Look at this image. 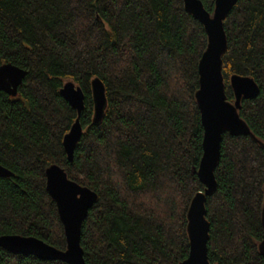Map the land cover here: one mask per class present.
I'll use <instances>...</instances> for the list:
<instances>
[{
  "label": "trees",
  "instance_id": "1",
  "mask_svg": "<svg viewBox=\"0 0 264 264\" xmlns=\"http://www.w3.org/2000/svg\"><path fill=\"white\" fill-rule=\"evenodd\" d=\"M213 14L215 0H201ZM223 55L231 76H251L260 92L240 116L264 142V0H238L227 15ZM205 26L184 0H0V65L27 70L16 96L0 91V236H34L58 249L67 240L46 170L63 167L98 195L82 225L86 264H179L190 252L187 213L205 185L198 176L204 126L196 99ZM107 105L95 124L92 80ZM84 91V132L73 161L64 137L78 111L61 94ZM207 197L212 264H264V147L223 134ZM0 264H68L0 247Z\"/></svg>",
  "mask_w": 264,
  "mask_h": 264
},
{
  "label": "water",
  "instance_id": "2",
  "mask_svg": "<svg viewBox=\"0 0 264 264\" xmlns=\"http://www.w3.org/2000/svg\"><path fill=\"white\" fill-rule=\"evenodd\" d=\"M238 0H215L213 14L201 0H184L185 8L204 26L208 35V45L199 61V89L196 99L200 108L204 126L203 157L198 176L205 190L198 191L190 203L187 213V232L190 252L179 264H212L208 254L210 222L207 218V197L217 189L215 175L220 160L223 134L250 135L261 146L264 142L257 138L244 118L240 116L242 99L256 97L260 88L251 76L233 74L230 82L235 100H228L223 76V55L228 48V38L224 21ZM27 70L11 63L0 65V91L12 96L18 93ZM94 98V123L101 122L107 105L104 82L95 77L92 80ZM63 97L78 111V117L70 131L64 137V148L68 159L73 161L75 148L84 132L80 123V114L84 109V91L74 81H67L61 89ZM13 172L0 164V176H12ZM47 189L56 202L61 221L64 225L67 247L58 249L34 236L6 234L0 236V247L25 255H35L45 260H62L68 264H86L84 249L81 245L82 225L90 208L96 203L98 195L91 188L69 178L67 171L58 164L50 165L46 170ZM264 228V205L262 209ZM264 256L263 240L259 244Z\"/></svg>",
  "mask_w": 264,
  "mask_h": 264
}]
</instances>
